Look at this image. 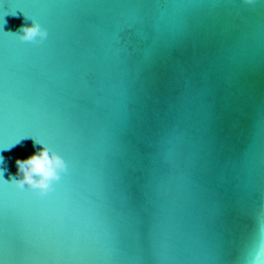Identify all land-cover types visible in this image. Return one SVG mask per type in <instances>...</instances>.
<instances>
[{
  "label": "water",
  "instance_id": "1",
  "mask_svg": "<svg viewBox=\"0 0 264 264\" xmlns=\"http://www.w3.org/2000/svg\"><path fill=\"white\" fill-rule=\"evenodd\" d=\"M75 2L0 0V92H8L0 143L32 132L0 150L3 176L15 174L16 157L39 147L37 138L71 162L62 187L45 198L0 177V212L22 226L45 222L91 235L105 247L118 227L131 258L146 255L131 235L140 231L146 245L159 238L192 261L214 264L219 253L207 206L173 193L164 230L156 227L163 219L156 204L129 218L111 133L117 129L143 165L160 174L185 167L211 198L232 204L252 192L249 204L264 207V194L253 191L264 184V0ZM17 5L48 28L44 41L4 35L30 23ZM262 250L264 227L249 264L258 253L264 260ZM236 256L228 249L221 260L233 264Z\"/></svg>",
  "mask_w": 264,
  "mask_h": 264
},
{
  "label": "snow or ice",
  "instance_id": "2",
  "mask_svg": "<svg viewBox=\"0 0 264 264\" xmlns=\"http://www.w3.org/2000/svg\"><path fill=\"white\" fill-rule=\"evenodd\" d=\"M78 2L81 0H76L75 3ZM246 2L255 3V0H246ZM16 9H20L25 17L31 18L21 6L17 5ZM11 13L16 14L15 11ZM4 15L5 13L0 14L2 26ZM4 35L9 36L13 33L5 31ZM7 105L8 92L4 90L0 92V111L6 110ZM261 113V123L264 125V102L261 104ZM26 133L32 132L16 135L10 141L0 143V147L7 148L17 143ZM111 135L121 157V161L116 165L120 198L126 214L132 221L137 219V213L145 203L156 204L160 209L159 216L163 218L157 220L156 227L158 230H164L166 221L170 220L173 214L175 205L171 196L175 193L180 200L202 204L210 209L219 253V258L214 264H224L221 253L228 249L234 250L237 254L233 264H249L248 251L253 239L264 227V207L249 204L252 192L239 197L232 204L211 198L206 189L195 181L185 167L174 165L167 174H160L156 166L143 165L140 155L121 139L117 129ZM36 140L41 141L39 138ZM53 149L58 151L55 147ZM58 152L68 161V170L62 174L52 191L44 195L33 192L34 197L45 198L55 193L66 180L71 162L63 150ZM98 179L105 189L109 187L104 183L102 175ZM253 191L264 194V184ZM87 211L99 215L94 209L89 208ZM110 232L113 238L112 245L98 246L91 235L79 233L69 235L61 232L56 225L47 226L45 222H40L36 226L29 222L22 226L14 215L0 212V260L3 264H208L206 261L188 259L179 249L159 238L146 245L143 233L140 231L131 235L139 250L146 255L131 258L125 248L120 247L125 243L120 228H111Z\"/></svg>",
  "mask_w": 264,
  "mask_h": 264
},
{
  "label": "clouds",
  "instance_id": "3",
  "mask_svg": "<svg viewBox=\"0 0 264 264\" xmlns=\"http://www.w3.org/2000/svg\"><path fill=\"white\" fill-rule=\"evenodd\" d=\"M25 18L30 20V23H22L12 33L21 41L33 43L44 41L48 36V29L38 19ZM33 144L34 146L39 145V147L25 157H16L15 174H10L9 178L5 179L3 172L6 169L0 167V177L18 189L28 188L37 195H44L54 189L62 174L68 170V161L60 152L50 148L46 143L33 139ZM12 145L7 148L0 147V150L8 149ZM3 163L4 158L0 156V165ZM260 255L258 253L257 258L253 259L250 264H264ZM0 264H3L2 260H0Z\"/></svg>",
  "mask_w": 264,
  "mask_h": 264
}]
</instances>
